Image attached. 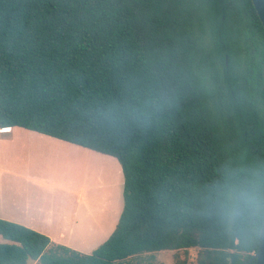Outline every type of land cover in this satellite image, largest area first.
<instances>
[{
    "label": "trees",
    "instance_id": "obj_1",
    "mask_svg": "<svg viewBox=\"0 0 264 264\" xmlns=\"http://www.w3.org/2000/svg\"><path fill=\"white\" fill-rule=\"evenodd\" d=\"M0 126L116 158L123 205L84 253L0 218V264L198 247L255 264L264 28L251 0H0Z\"/></svg>",
    "mask_w": 264,
    "mask_h": 264
},
{
    "label": "rangeland",
    "instance_id": "obj_2",
    "mask_svg": "<svg viewBox=\"0 0 264 264\" xmlns=\"http://www.w3.org/2000/svg\"><path fill=\"white\" fill-rule=\"evenodd\" d=\"M61 143L68 151L59 150V153L55 152V154L52 151L50 156L44 159L42 166L32 165L33 172H40L47 176L49 185L28 186L26 198L29 196L31 200L41 197L49 200L50 207H52L49 209L54 212L47 219L49 223L40 222V227L44 228L43 232L56 236L62 230L64 238L61 239H66L69 243L66 245L90 253L107 239L122 210L123 175L121 167L116 158L112 156L67 142ZM69 152L73 153L72 156ZM78 152L90 154L88 156L78 155ZM83 189H85L87 201L81 204L77 202L74 194ZM57 212L59 214L68 213L73 217L70 219L71 222H67L70 223L69 228H65L67 230L57 223ZM64 221L63 219L61 223ZM4 241L0 236V243ZM208 262L209 259L204 249L189 247L143 252L117 264H208ZM34 263L35 261L31 262V264Z\"/></svg>",
    "mask_w": 264,
    "mask_h": 264
},
{
    "label": "crops",
    "instance_id": "obj_3",
    "mask_svg": "<svg viewBox=\"0 0 264 264\" xmlns=\"http://www.w3.org/2000/svg\"><path fill=\"white\" fill-rule=\"evenodd\" d=\"M7 128L8 131L0 132V218L22 224L38 232H43L44 228L40 227V222L49 223L47 219L51 217L54 211L49 209H52V207H50L48 199L36 198L35 196L31 200L29 196L26 198L27 187L33 185L39 187L48 186L49 179L40 172H33L32 165L42 166L44 159L48 158L52 151L54 154L55 152L59 153V150L68 151L67 148L61 145V142L66 141L22 127L9 126ZM78 153V155L86 156L90 154L85 152L83 154L82 152ZM72 154V152H69V155L72 156ZM84 191L85 189L74 194L78 203L83 204L87 201ZM71 218L73 217L68 213L59 214L57 212V223L61 224L63 229L69 228L70 223L67 222ZM63 219L65 221L61 223ZM43 233L55 243L64 245L68 243L66 239H61L64 238L62 230L56 236L51 235L52 237L47 232Z\"/></svg>",
    "mask_w": 264,
    "mask_h": 264
},
{
    "label": "water",
    "instance_id": "obj_4",
    "mask_svg": "<svg viewBox=\"0 0 264 264\" xmlns=\"http://www.w3.org/2000/svg\"><path fill=\"white\" fill-rule=\"evenodd\" d=\"M264 28V0H251ZM255 264H264V216L260 228L257 248L253 254Z\"/></svg>",
    "mask_w": 264,
    "mask_h": 264
},
{
    "label": "built area",
    "instance_id": "obj_5",
    "mask_svg": "<svg viewBox=\"0 0 264 264\" xmlns=\"http://www.w3.org/2000/svg\"><path fill=\"white\" fill-rule=\"evenodd\" d=\"M6 131H8L7 127L0 126V132H6Z\"/></svg>",
    "mask_w": 264,
    "mask_h": 264
}]
</instances>
